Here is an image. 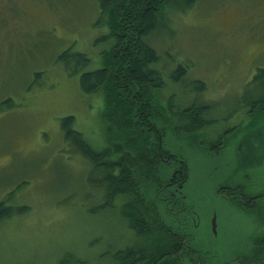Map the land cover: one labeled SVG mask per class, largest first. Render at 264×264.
Returning a JSON list of instances; mask_svg holds the SVG:
<instances>
[{
    "label": "rangeland",
    "instance_id": "374dc122",
    "mask_svg": "<svg viewBox=\"0 0 264 264\" xmlns=\"http://www.w3.org/2000/svg\"><path fill=\"white\" fill-rule=\"evenodd\" d=\"M99 11L96 0H0V201L28 208L0 223V264H113L112 253L140 244L139 264H208L192 249L225 245L233 247L230 264H264V81L252 80L264 68V0H201L184 12L168 10L149 37L164 67L189 65L184 83L164 77L153 112L164 113L169 99L187 104L193 80L207 85L194 96L208 106L207 124L187 132L174 119L157 121L166 147L187 166L182 191L198 214L187 248L179 243L186 242L182 226L192 230V222L175 221L181 206L171 205L169 218L158 205L160 221L151 220L155 229L146 235L119 212L128 195L96 211L102 188L88 185V163L65 142L61 120L69 115L90 146L106 142L103 93H84L79 84L114 43ZM68 49L89 63L75 72V61L59 59ZM258 99L262 107L253 108ZM144 188L142 197L155 199ZM152 231L169 236L154 245ZM210 264H219L218 255Z\"/></svg>",
    "mask_w": 264,
    "mask_h": 264
},
{
    "label": "trees",
    "instance_id": "16d2710c",
    "mask_svg": "<svg viewBox=\"0 0 264 264\" xmlns=\"http://www.w3.org/2000/svg\"><path fill=\"white\" fill-rule=\"evenodd\" d=\"M96 1L100 10V23L107 26V36L112 37L114 43L104 53L102 67L81 72L79 84L84 93H103L104 107L101 116L106 125L105 145L100 150L90 146L82 133L75 129L74 117L71 115L61 120V128L65 142L69 145L76 144L75 149L71 147L72 152L88 163V185L102 188L104 203L99 204L96 211L113 207L114 200L128 195L129 201L120 205L119 212L137 234L146 235L151 229H155L151 228L150 221L159 220L158 210L161 213L163 208L159 209L158 205H164L166 215L163 217L172 218L174 215H167L174 203L170 199L171 190L176 186L174 178L183 185L187 180L185 162L166 147L164 131L158 127L157 121L160 122L164 116L174 119L177 121L175 125L187 132L208 123L202 119L208 106L201 101L197 102V98L194 99V96L201 97L207 89L206 83L198 79L192 81L189 90H185L187 104L174 106L169 99L166 106H163L164 113L153 112L159 93L166 86L165 78L175 84L184 83L188 77L189 65L182 62L174 68L164 67L162 57L151 45L149 37L159 28L161 21L167 18L164 15L168 10L184 12L201 0ZM59 59L65 65L67 59L75 61V72L89 63L85 55L70 52L69 49L63 51ZM258 79L264 81V68H258L252 78L253 81ZM153 91L158 94L153 95ZM262 101L258 99L254 102L253 108ZM164 122L168 127L172 125ZM169 169L172 173L166 175ZM178 171H181V176ZM144 187L156 192L155 199L142 197ZM6 202L7 199L0 201V223L28 211L25 206L14 207ZM150 234L151 244L158 238L161 240L162 237L169 236L165 233H162L165 236L156 235L153 231ZM144 253L142 244L136 248H121L111 254V260L113 264H139ZM72 256L74 255L67 254L71 262L74 261Z\"/></svg>",
    "mask_w": 264,
    "mask_h": 264
},
{
    "label": "flooded vegetation",
    "instance_id": "af4514ba",
    "mask_svg": "<svg viewBox=\"0 0 264 264\" xmlns=\"http://www.w3.org/2000/svg\"><path fill=\"white\" fill-rule=\"evenodd\" d=\"M178 172H179V174L181 176V173H180L181 171H178ZM173 174H174L173 176L175 177L176 176V172H174ZM174 179H175L174 181H175V185L176 186L171 190L170 199L173 200V202H174L173 204H176L177 207L181 206V207H178L176 209L177 211L174 214H178L179 212H182V213H179L181 216L178 215V218H176L175 221H182L183 223H188L189 221L192 222V230H187L186 229V225H184V224L182 226V232L181 233L183 235V238L186 239V242H183L181 240V242H179V243H183L185 245V247L187 248L186 243L188 241H190V243H193V241L191 240L190 236L192 234H196V227H197L196 221H197L198 214L193 209V206L189 203V201L186 200V197L183 194V191H182L183 183H181L176 178H174ZM171 182H172V180H171ZM224 191L225 190H220L218 193L224 192ZM174 192H175V194H174ZM172 214H173V212H171L169 210V215H172ZM211 227H212V225H211ZM262 241H264V238L262 239ZM178 245H180V244H178ZM178 248L179 247H177L176 250H178ZM192 250H194L193 252H195L197 254V256H199L198 260H201V259L205 260L201 256V254L206 255L207 258H208V259H206V262L208 264H210V261L215 257V255H218V257H219V264H230V263H233V261L231 260L232 259L231 258L232 255L231 254L233 252V247L231 245H225L222 248H220L221 253H220L219 249L214 250V252H212L211 250H207L206 252H202L199 249V247L196 248V249L194 248ZM162 264H167V263L163 262Z\"/></svg>",
    "mask_w": 264,
    "mask_h": 264
},
{
    "label": "bare ground",
    "instance_id": "6f19581e",
    "mask_svg": "<svg viewBox=\"0 0 264 264\" xmlns=\"http://www.w3.org/2000/svg\"><path fill=\"white\" fill-rule=\"evenodd\" d=\"M192 146H193V145H192ZM195 147H196V146H195ZM200 150H201V149H200ZM203 151H204V150H203ZM145 166H146V165H145ZM162 166H163V165H162ZM147 167H148V166H147ZM143 168H144V167H143ZM143 168H142V169H143ZM157 168H158V167H157ZM160 168H161V167H160ZM157 170H158V169H157ZM156 172H157V171H156ZM156 172H155V173H156ZM155 173H154V174H155ZM155 176H156V175H155ZM157 176H158V175H157ZM161 179H162V178H161ZM255 208H256V207H255ZM248 211H249V210H248ZM251 211H252V210H251ZM255 211L257 212V210H255ZM247 213H248V212H247ZM261 213H262V212H261ZM249 214H250V213H249ZM258 214H259V213H258ZM258 214H257V215H258ZM262 219H263V218H262ZM261 223H262V222H261ZM263 224H264V223H263ZM256 245H257V244H256ZM247 254H248V253H247ZM251 254H253V252H252Z\"/></svg>",
    "mask_w": 264,
    "mask_h": 264
},
{
    "label": "water",
    "instance_id": "95a60500",
    "mask_svg": "<svg viewBox=\"0 0 264 264\" xmlns=\"http://www.w3.org/2000/svg\"><path fill=\"white\" fill-rule=\"evenodd\" d=\"M215 226H214V224H213V228H214Z\"/></svg>",
    "mask_w": 264,
    "mask_h": 264
}]
</instances>
